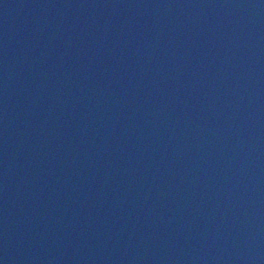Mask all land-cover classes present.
Here are the masks:
<instances>
[{"label":"water","instance_id":"95a60500","mask_svg":"<svg viewBox=\"0 0 264 264\" xmlns=\"http://www.w3.org/2000/svg\"><path fill=\"white\" fill-rule=\"evenodd\" d=\"M0 264H264V0H0Z\"/></svg>","mask_w":264,"mask_h":264}]
</instances>
